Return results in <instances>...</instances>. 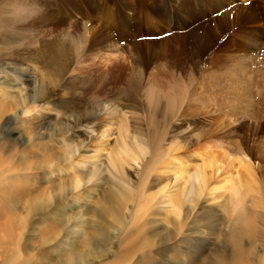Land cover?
<instances>
[{"label":"rangeland","instance_id":"rangeland-1","mask_svg":"<svg viewBox=\"0 0 264 264\" xmlns=\"http://www.w3.org/2000/svg\"><path fill=\"white\" fill-rule=\"evenodd\" d=\"M0 264H264V0H0Z\"/></svg>","mask_w":264,"mask_h":264},{"label":"bare ground","instance_id":"bare-ground-1","mask_svg":"<svg viewBox=\"0 0 264 264\" xmlns=\"http://www.w3.org/2000/svg\"><path fill=\"white\" fill-rule=\"evenodd\" d=\"M122 152L117 154V156L119 158V162H118L117 157L115 159H112V162L114 164L122 163V161H121L122 156H125L124 152L123 153ZM209 157L215 159V156H209ZM113 163H112V167L114 168ZM215 163H216V160L208 161V159H205L203 164L195 165V167H194L195 172L192 175L189 174V170H188L187 166L180 167L176 164L170 163V164H168V167L171 168V170L175 174L174 176H175L176 180H179L180 176H182L184 173L188 174L187 182H189L190 185H188L187 195L190 198V200H192V202L195 201L197 203L201 199L204 192L207 193L209 198L210 197L213 198L216 194H220V193H218V190H221V189L227 190L229 188V189H232V191L234 193H236L237 190H235V189L237 188V185L239 184V186L241 187L242 183L239 180V178L238 177L234 178L233 175L229 173V171L226 172V176L224 178L217 181L218 185L212 186V182H210L212 178L209 179V177L206 176V173L209 169L216 171L215 169L219 168V165L218 164L216 165ZM165 168H167V167H165ZM210 175H208V176H210ZM185 188L186 187L184 186V189H183L184 191H185ZM225 196H226V194H222V197H225ZM169 201L172 203L175 202V201L173 202L171 200V198ZM172 203H170V205ZM172 207L174 208V204Z\"/></svg>","mask_w":264,"mask_h":264}]
</instances>
